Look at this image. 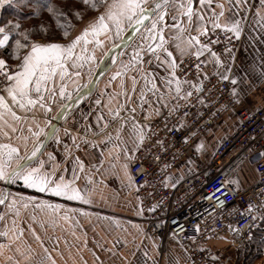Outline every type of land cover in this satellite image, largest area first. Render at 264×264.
<instances>
[{
  "label": "crops",
  "instance_id": "obj_1",
  "mask_svg": "<svg viewBox=\"0 0 264 264\" xmlns=\"http://www.w3.org/2000/svg\"><path fill=\"white\" fill-rule=\"evenodd\" d=\"M154 2L155 0H147L146 6L150 7ZM222 2L225 3V16L221 17L223 23L230 13L226 0ZM257 3L258 0H249L250 5ZM194 7H199L198 0H195ZM212 7L217 12L220 11L215 3ZM105 10L106 5H102L98 11L75 26L65 40L33 41L59 42L66 45ZM254 12L253 7L247 14L244 31L239 38V49L235 54L232 52L234 62L224 52L220 53L224 67L231 63L232 76L239 77L238 85H233L231 79L229 80L231 87L237 88L236 95L232 93L233 98L241 109L249 112L264 108V75L261 74V69H264V33L253 23ZM177 14L176 9L170 7L165 23L171 25L172 15ZM239 14L244 15L243 9ZM184 19L186 21V17ZM131 25L132 23L125 21L123 31L119 35L116 34L115 26H110L111 31L107 33H101L99 36L90 34L87 45L83 42L77 45L73 59L67 63L68 74L61 79L58 70L54 78L55 84L49 82L48 87L55 89L54 100L50 91L44 92V103L51 111L46 113L39 105L28 110L13 105L17 114L26 116L27 119L14 121L8 116L7 125L0 122V144L18 147L21 156L30 155L38 142L32 135V132L38 130L37 125L45 127L49 120L52 122L58 110L78 93V89L80 91L85 88L107 50L121 40ZM208 27L211 28V25ZM149 28L150 20L117 55L93 92L67 110L58 125L59 142L49 139L39 155V159L45 161V170L51 172L55 166L53 179L62 176L66 182L73 181L89 203L68 200L50 192H40L27 187L19 179L12 183V187L16 185L20 188V193L11 187L7 202L0 208V216H3V219H0V232H8L7 237L0 236V244L4 245L0 248V264H184L185 254L177 241L170 239L166 245V253L160 254L158 242L144 236L145 221L140 212L136 188L129 179V163L135 153L130 126L132 118L135 117L136 121L143 124L147 133L153 120L165 110L174 107L180 99L187 97L188 91L195 90L189 84H183L182 92L178 96L172 90L175 88L174 84L171 89L166 87L161 80L165 75V67H157L156 59L146 51L143 53V63L133 60L138 50L158 42L145 39ZM185 28H188L186 22ZM196 34L193 22L192 27L185 32V37ZM176 35V29L165 28L164 36L169 41L168 47L179 62L181 57L173 46V37ZM97 39L101 41L99 45L96 44ZM77 55H82L85 59L76 61L74 65L73 61ZM92 56L95 58L88 59ZM200 58L208 60L209 63L205 64L204 72L189 80L192 84L201 83L210 77H218L215 75V65L211 62L209 54L206 52ZM19 62L15 59L8 63L15 66ZM224 67L220 68L221 72ZM77 72L78 76L75 74ZM117 73L121 74L116 75ZM153 83L155 88L152 87ZM61 88L64 89V95L60 94ZM132 108H135L134 113L129 111ZM117 111L121 117L128 119L120 133V139L116 138L118 125L113 119V113ZM99 117L103 118L98 119ZM106 123L107 128L104 127ZM8 125L17 130L12 131V127ZM30 126L32 132L29 131ZM236 126L234 115L225 114L194 142L190 151L200 163L208 162L218 144L228 137ZM108 134H111V141L108 140ZM42 138L43 136H40L39 140ZM198 145L201 146L199 150ZM49 153L55 157L54 160L49 159ZM255 158L252 156L235 168L226 181L238 189L253 185L257 179ZM11 164L15 166V161ZM193 171L194 163L185 159L168 175L166 183L175 187L182 178L190 176ZM3 192L4 181H0V193ZM48 204H59L61 208L54 210L47 207ZM215 247L217 248V245Z\"/></svg>",
  "mask_w": 264,
  "mask_h": 264
},
{
  "label": "built area",
  "instance_id": "obj_2",
  "mask_svg": "<svg viewBox=\"0 0 264 264\" xmlns=\"http://www.w3.org/2000/svg\"><path fill=\"white\" fill-rule=\"evenodd\" d=\"M217 37L220 43L211 47L218 54L226 46L234 54L238 51L240 40L227 39L219 29L200 40L207 43ZM198 62L195 56L184 58L177 74L191 80L205 70L201 64L197 72ZM8 65L14 70L13 64ZM202 83L203 90L191 91V96L149 124L148 138L133 154L128 169L145 221L144 236L158 242L160 254L166 253L167 242L174 239L185 254L184 264H225L211 242L224 240L237 249L264 221L260 218L264 215V108L241 109L229 80L210 77ZM227 113L236 118L235 130L218 144L208 162L200 163L191 146ZM252 156L257 173L253 185L238 189L226 181L230 172ZM185 159L194 163L193 173L177 186H169L166 178ZM249 204L251 210H247Z\"/></svg>",
  "mask_w": 264,
  "mask_h": 264
},
{
  "label": "snow or ice",
  "instance_id": "obj_3",
  "mask_svg": "<svg viewBox=\"0 0 264 264\" xmlns=\"http://www.w3.org/2000/svg\"><path fill=\"white\" fill-rule=\"evenodd\" d=\"M86 5H90L93 10H98L101 5H106V10L100 13L94 21L90 22L80 35H77L69 43L62 44L59 42L42 43L38 41H31L28 31L21 30V24L19 22H13L8 20L6 23L0 24V77H3V81L0 82V122L4 125L8 124L6 117L10 116L12 120L19 121L27 119L17 114L13 105L18 106L21 109H31L39 105L45 109V112H50L51 108L44 103L45 91L52 93V99L55 97V89L49 88V82L55 84V76L59 70V75L63 79L67 74V63L73 59L74 49L83 42L84 45L89 43L88 37L90 34L93 36H99L101 33H107L111 31L110 26H115L116 34L119 35L123 31L124 23L127 21L129 24L135 22L139 25L146 20L151 21V28L148 29V36L145 39H151L152 41H158L153 44H148L146 49H140L136 52L133 60L143 63V53L146 51L151 57L155 58L157 67H165V75L161 77L164 85L171 89L174 84L175 88L172 89L179 96L182 92V85L189 84L196 90H203V83L192 84L187 79H181L177 74L180 69V64L183 63V58L189 55H194L199 61L195 67L197 72L200 71L201 64L209 63L208 60H200L206 52L211 58V62L215 65V75L220 80L228 81L231 79L233 85H238L239 77L232 76L231 63L227 67H224L220 54L212 49L211 45L220 43L219 38L212 40L209 38L207 43H201L200 37H209L210 33L215 34L219 29L227 39L234 37L239 39L244 31V25L247 21L248 12L254 7L253 23L259 26V29L264 33V0H258L255 5H250L249 0H226L228 5L229 16L221 22V17L225 16V3L222 0H198L199 7H194L195 0H155L152 7H147V0H82ZM220 9L219 12L212 7L213 4ZM13 0H0V9L5 5L11 6ZM29 5L34 8V15L39 13L45 8L54 17L64 16L65 13L62 9L58 8L52 3V0H29ZM174 8L177 11V15H172L173 23L168 25L165 23V17L168 15V9ZM243 9L244 15H240V11ZM77 19H82V14L79 11L73 13ZM186 17V21L185 18ZM195 17V21H194ZM185 22L188 28H185ZM195 22L196 35H189L185 37V32L188 31ZM211 25V28L208 25ZM58 27L61 28L64 37L69 35V30L72 27L70 23L67 25H61L58 23ZM172 27L176 29L177 35L173 37L174 44L177 53L181 57V60L177 62L174 53L168 47L169 41L164 36L165 28ZM35 31V29L33 30ZM41 31L46 34L47 30L41 25ZM100 40H96V44H100ZM186 44L184 47L182 45ZM195 49V51H193ZM21 50H27L21 55ZM87 50L86 48L84 49ZM223 52L228 55L229 59L234 62L235 57L232 55V49L225 47ZM163 55V59L161 56ZM16 59L20 62L14 66H9L7 59ZM95 57H88V59H94ZM85 59L82 55L75 56L73 61L74 65L76 61ZM151 63V60L148 61ZM127 68L128 66H124ZM224 67V71L221 72L220 68ZM77 76L79 73H75ZM117 73L116 75H120ZM261 74L264 75V69H261ZM186 75V74H185ZM207 75V74H205ZM155 76V73H153ZM135 79V78H133ZM91 83V82H90ZM87 87V85H85ZM153 88L156 85L153 83ZM233 95H236L237 88L231 89ZM6 93V95H5ZM61 95H64V89L61 88ZM79 94V89H78ZM187 96H191L192 92L188 91ZM10 98V99H9ZM99 103V101H97ZM134 113L135 108L129 109ZM99 117L98 119H102ZM35 119V117H33ZM113 119L117 122L116 138L120 139V133L124 129L125 124L128 123L126 117H121L119 112L113 113ZM12 127L11 125H8ZM131 135L134 137L133 152L139 151L144 141L148 138L145 132V126L139 121L135 120V117L131 121ZM108 127L107 123L104 125ZM37 131L32 132L31 126L29 131L37 138V146L31 152V155L21 156L18 147H14L11 144H0V181L15 183L18 179L22 180L24 184L29 188H34L40 192H50L55 196H64L68 200H82L85 203H89L85 200L81 194L79 188L74 185L73 181H65L61 176L58 179H53L55 172V166L52 167L51 172L45 170V161L39 159L38 153L42 152L45 147V141L54 139L59 142V127L49 120L45 127L37 125ZM15 127H12V131H16ZM67 132V129H65ZM7 135V133H4ZM43 136L44 140H39V137ZM111 134H108V140L111 141ZM187 142V137H185ZM157 144L160 141L156 142ZM201 146H197L199 150ZM127 151V148H125ZM49 159L54 160L55 157L49 153ZM15 161V166H12L11 162ZM78 161V158H77ZM79 162V161H78ZM35 164V166H33ZM81 170L83 164H80ZM127 167V165H125ZM75 175V172L73 173ZM131 180V177H129ZM6 203V197L0 193V204ZM13 205L15 201L12 202ZM46 204V202H42ZM41 205H38V207ZM47 207L59 210L61 205H46ZM25 207L27 205L25 204ZM253 206L248 205L247 210H251ZM264 207V205H262ZM264 219V215L260 217ZM3 219V216H0ZM231 228V225H228ZM0 236L7 237L8 232H0ZM39 239V237H37ZM4 245L0 244V248ZM46 251V250H45Z\"/></svg>",
  "mask_w": 264,
  "mask_h": 264
},
{
  "label": "trees",
  "instance_id": "obj_4",
  "mask_svg": "<svg viewBox=\"0 0 264 264\" xmlns=\"http://www.w3.org/2000/svg\"><path fill=\"white\" fill-rule=\"evenodd\" d=\"M52 3L62 9L65 15L54 17L45 8L37 16L33 14L35 10L29 5V0H13L11 6L5 5L4 8L0 9V24L6 23L8 20H12L14 23L19 22L21 24V30L28 31L31 41L35 39H41L44 41L65 40L69 37L75 26L102 7L101 5L98 10H93L90 5L84 4L82 0H52ZM74 11H79L82 14V19H77L73 14ZM58 23L61 25H67L70 23L72 25L67 37H64L61 28L58 27ZM41 25L47 30L46 34L41 31ZM34 29L35 31H33ZM23 52L24 50H21V54ZM0 54H3V52L0 51ZM5 58L8 62L15 60L8 59L7 56H5ZM252 239L257 245L259 244L258 247L255 246L258 250L261 248L260 245L264 246V221L261 223V228L252 230L249 240L236 249L237 252L243 250L241 256H244V258L247 259L246 262L255 259L254 250L256 255H261V252H258L250 243V241L252 242Z\"/></svg>",
  "mask_w": 264,
  "mask_h": 264
},
{
  "label": "water",
  "instance_id": "obj_5",
  "mask_svg": "<svg viewBox=\"0 0 264 264\" xmlns=\"http://www.w3.org/2000/svg\"><path fill=\"white\" fill-rule=\"evenodd\" d=\"M154 3L150 6L152 7ZM149 20L144 21L142 24H135V22L132 23V25L129 27L125 35L121 38V40L111 46L103 58L101 59L95 74L92 78V80L87 84V87L83 88L82 90L79 91V94L77 93L73 98H71L66 104H64L58 112L55 114L52 123L56 124L57 126L60 124L61 120L63 119L65 113L67 110L72 107L74 104L79 102L81 99L86 98L89 96L97 83L102 79V77L107 73V71L110 69L112 66L115 58L117 55L121 52L122 49H124L137 35V33L145 26V24L148 23ZM44 140V137L41 139ZM49 140L45 141V145L47 144ZM37 146V145H36ZM44 149V148H43ZM42 149V150H43ZM31 155V154H30ZM40 153H38V156ZM12 183L11 182H5L4 181V192L3 196L6 197V202L9 198V193L11 189ZM4 204H0V207L3 206Z\"/></svg>",
  "mask_w": 264,
  "mask_h": 264
},
{
  "label": "rangeland",
  "instance_id": "obj_6",
  "mask_svg": "<svg viewBox=\"0 0 264 264\" xmlns=\"http://www.w3.org/2000/svg\"><path fill=\"white\" fill-rule=\"evenodd\" d=\"M12 187V186H11ZM12 188H15V192H18L20 193L19 189L20 188H17V186L13 185ZM10 195V193H9ZM4 206V205H3ZM2 206V207H3ZM0 207V208H2ZM214 244V249L217 251L219 257L223 258V260L225 261L226 264H264V246H261L260 245V250H258V248H256L255 246L258 247V245L253 241L252 239V242L250 241V243L253 245V247H255L257 249V251L261 252V255H256V252L255 250L253 251L254 252V258L255 259H251L250 262H246L247 259L244 258V256H241V252L243 250H240V251H236V249L232 248L230 246V244L224 240H216L213 242ZM215 245H217V248L215 247ZM251 245V246H252ZM262 249V251H261Z\"/></svg>",
  "mask_w": 264,
  "mask_h": 264
}]
</instances>
